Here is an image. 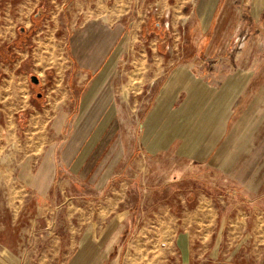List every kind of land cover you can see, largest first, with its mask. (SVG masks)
I'll list each match as a JSON object with an SVG mask.
<instances>
[{
  "label": "crops",
  "instance_id": "crops-1",
  "mask_svg": "<svg viewBox=\"0 0 264 264\" xmlns=\"http://www.w3.org/2000/svg\"><path fill=\"white\" fill-rule=\"evenodd\" d=\"M223 1L152 0L146 3L144 11H139L140 16L132 14L124 19L134 0H46L50 9H45L44 15L37 12L26 28L21 29V36L13 46L0 48V92H4L0 95V107L5 104L27 107L23 119L25 131L28 130L22 144L25 152L22 158L8 164L13 185L22 187L30 195V202L41 205L53 207L84 200L95 204L92 210L77 205L78 210L63 211L64 226L51 229L45 228L51 213L48 208L34 214L26 206L21 212L0 215V220L8 219L0 223V264H20V250L28 231L35 235L22 264H144V261L146 264H162V261L165 264H264V79L256 80L257 70L253 65L246 71L248 80L254 78L246 89L242 83L229 85L228 78L233 79L237 68L223 70L216 65L213 69H203L191 64V70H163L160 44L166 40L157 30L149 35L147 45L153 64L147 70L134 66L129 69L142 70L143 84L157 85L152 121L165 125L163 129L154 126L153 130L159 133V140L164 137L169 141L168 146L165 141L154 149L159 154L171 153L172 139L186 140L193 131L204 133L206 141L177 152L187 162L181 170L173 161L178 159L170 157L166 171L169 181L190 182L185 191L158 200L169 207L166 232L155 227H128V220L136 218L135 211L119 209L122 203L138 201L131 192L132 179L123 174V164L128 165L129 157L137 162L144 158L137 148L130 156L110 146L111 122L124 114L116 100L110 99L109 91L114 83L108 82V76L127 49L129 35L125 26L167 29L192 25L197 31L191 35V42L215 43L218 40H213L214 31ZM31 3L25 6H32ZM240 5L250 6L256 15L264 8V0H242ZM259 27L264 28V21ZM178 37L165 45L164 52L171 53L172 47L180 42ZM46 38L55 41L62 54V60L56 62L62 64L61 74L56 72L51 79L42 78L41 72L34 71L50 67L58 70L55 64L50 65L48 52H40ZM263 42L264 35L258 44ZM214 46L210 48L213 51L218 49ZM33 47L35 51L30 52ZM138 53V56L132 54V59L142 58L143 54L150 56L144 46ZM32 72L39 78L37 83L29 82ZM260 72L264 75V66ZM215 73V83L197 81L200 76ZM16 80L29 83L28 96L23 102L5 98L9 90L14 91L8 85ZM19 113L15 121L21 119ZM1 116L0 108V126ZM105 117V126L87 148ZM72 123L71 131L65 136L67 125ZM173 123L176 127H170ZM195 123L204 126L192 130ZM244 123L251 127L245 147L250 149L244 153L246 161L237 170L238 179L234 178L236 173L233 178L228 175L231 181L235 179L239 183L227 194L222 190L228 186L224 183L228 181L226 178L223 182L204 179L202 174L192 172V166L211 164L221 152L220 139L241 140L240 145L234 144L232 148L236 151L230 150V156L241 154L247 129ZM240 124L241 127L244 124V130L239 132ZM158 160L160 163L161 158ZM143 167L139 172L145 173ZM28 257L32 259L29 262Z\"/></svg>",
  "mask_w": 264,
  "mask_h": 264
},
{
  "label": "rangeland",
  "instance_id": "rangeland-1",
  "mask_svg": "<svg viewBox=\"0 0 264 264\" xmlns=\"http://www.w3.org/2000/svg\"><path fill=\"white\" fill-rule=\"evenodd\" d=\"M151 1L152 0H145L143 3L142 0H134L131 4L130 11L126 13L124 19L132 17V14L136 15V17L140 16L139 11H144L148 2ZM28 2H32V6L29 5L26 7L25 4ZM240 3L242 4V0L223 1L219 14L218 26L216 27V31H214V38L212 37L213 40H218V42L215 43L206 44L204 42L201 44L191 42V35H196L197 31L196 26L192 25H188L187 27H178L174 25L167 29L161 26H158V28L146 25L140 28L130 25L125 26L127 31L126 34L129 35V37H126L125 43L127 49L120 54L115 69L112 71V74L108 76V82L114 83V88L112 91H109L110 99L113 98L116 100L117 105L120 107V110H123L124 114L116 120L114 118L115 122H111L112 127L110 133L112 134H110V138L112 144L110 146L112 147V150L121 151L122 149L123 151L128 152L130 156L132 150L134 151L136 148L144 154V158L141 161L137 162L136 160H131L129 157V163L127 162L128 165L126 166V162L123 164V174H126L133 181L132 184L134 185V188H132L131 192L135 193V196L137 195L138 197L137 203L120 204L119 209H128L131 212L135 211L134 215L136 218L128 220V227L135 226L136 228L145 227L151 229L155 227L157 229H162V231L165 229L163 232L168 230L169 225L167 222L170 215L169 207L167 204H164L166 202H158V200L162 198L165 199L168 195L185 191L190 182L185 179L169 181L166 171L168 170L170 157L172 159H178L173 161L178 164V168L181 170L185 167L187 162L186 158L178 156L177 152H184L186 149L190 150L195 148V146L201 141H206V139L204 140V133L200 134V132L196 133L193 131L191 135L189 134L187 136L186 140L183 138H173L172 148L174 151L171 153L165 151L164 154H159V151L154 149L157 145L163 146V142L165 141V145L168 146L167 143L169 140L168 138L164 140V137L159 140V133H156L155 129L153 130L154 126L163 129L165 125L160 123L156 124V122L153 123L152 121L154 95L156 93L157 85L156 83L143 84L144 79L142 78V70H147L154 61L151 58L150 49L147 47L149 41L148 37L153 31L157 30L162 35V39L166 40L160 44L163 46L160 62V66H162V69L164 68L163 70H191V64L194 68L203 69H213L216 65L223 70L237 68V70H234L237 73L233 76V79L230 77L228 78V81L231 82L229 85L231 86L232 83H242V87L246 86V89L247 83L250 81L252 82L254 79L248 80L249 74L246 72L252 67V65L255 66V69L257 70L256 80L260 81L261 79H264V75L259 74L260 69L264 66V42L258 44L261 37L264 35V32H262L264 28L261 30L259 27L264 21V8L254 15L250 6L246 5L243 7ZM45 9H50V5L46 3V0H0V48L5 46V48L8 49L9 46H13L17 42V38L21 36V29L26 28L29 20L33 19L37 12L44 15ZM187 33L189 34V37ZM186 34L187 37L185 36ZM173 36H179L178 38L180 42L175 44L177 51L175 47H172L171 53L167 51L164 52L165 50L163 49H166L164 48L165 45L174 38ZM135 39L136 43L134 42ZM137 39L142 40V43L137 41ZM238 39H241V41H238ZM45 40L47 42L45 41L43 43L44 48L40 52L46 54L48 52L49 59L51 60L50 65L55 64V67L58 70H55L54 67H50L48 70L34 71L41 72L42 78L47 77V79H51L54 73L58 72L61 74L62 64H56V62L62 60V54L60 46H58L55 41L52 42L51 38H46ZM142 46L148 50L150 56L147 57L143 54L142 58L132 59V54L134 56L139 55L138 51L142 50ZM211 46H218V49L216 48L213 51L210 49ZM35 49L36 48L34 47L31 48L30 52H34ZM6 59H8V57ZM67 63L68 61H66V65ZM133 66L136 68L141 67L142 70H129ZM44 72L46 76L44 75ZM31 75L37 76L35 72H32ZM30 79L29 82H33ZM202 79L206 82H217L216 73L214 75L209 74L200 76L197 81L200 82ZM63 82L65 83L64 80H62V83ZM27 84L29 85L28 82H22L20 80L10 82L8 86H12L14 91L9 90L7 93L8 96L6 95L5 98L10 100L15 98L17 99L16 101L23 102L28 96ZM39 91L41 92V90ZM242 93H246L247 96V92L242 91ZM2 94H4L3 91L0 92V95ZM0 108L2 112V122L0 126V215H8V213L11 215V212H21L26 206H29L32 211L31 213L34 214L40 210L48 208L51 213L49 215V222L45 228L51 229L53 227L64 226V221L66 220L62 218L61 213L65 210L68 212L75 209L78 210L79 207H77V205L81 206L82 209L92 210L95 204L87 200L79 202L68 201L60 205L56 204L57 206L54 205L53 207L44 203L43 207V205L36 202H30V195L26 194L25 190L18 184L17 186L13 185L14 177L12 175V169L8 164L12 163L14 159L18 160L22 158L24 155L25 148L22 146L24 142L23 137L28 133V130L25 131V123L23 122V119L25 118L24 114L27 113V107H24L22 104H5ZM18 112H20L19 117H21V119L15 121L14 119L18 115H16ZM262 113L264 114V107H262ZM106 120L107 117H105L96 133L89 140L87 148L91 146L97 137V134L103 129ZM254 124L255 123H253V125ZM72 125L73 123L67 125L68 130H65V136L71 131ZM174 125L176 127L177 124L173 123L170 127ZM201 125L203 124L195 123L192 130L198 131L200 128L199 126ZM243 126L241 127L240 124V127L238 128L239 132L244 130ZM245 127H247V124H245ZM250 128L251 127L248 126L244 131L240 149L241 154L233 157L230 156V150H235V148H232L234 147V144H236L235 146L240 145L239 141L241 140H233L231 138L220 139L218 147H220L221 152L215 156L213 162L205 166H200V164L194 163L192 166V172L202 174L204 179H218L219 182H223V179L226 178L228 181L224 183L228 186H225L224 188L222 187V190L227 194L232 193L239 183L236 181L238 179L237 170L239 169L240 164H243L246 161V159H244L246 156L245 154L250 149L245 148L246 143L249 141L248 136L251 131ZM45 130H48L47 125L45 126ZM194 133L196 135H194ZM158 156L161 158L160 163L158 162V159H160ZM142 167L144 168L145 173L139 172V169ZM235 173L236 176H234V178H236V180L234 179V181L232 179L231 181L228 175L231 174L233 178ZM52 176L53 172L51 177ZM154 216H156V218H154ZM7 220L8 219L0 220V223L2 221L7 222ZM33 226H35V223ZM43 232L46 233L48 231ZM34 235L35 234L32 233V231H28L25 236V240L20 250V264H22L26 258V253L32 244ZM45 237H48V234ZM30 260L32 259L28 257L27 262ZM144 264H146V261H144ZM162 264L165 263L162 261Z\"/></svg>",
  "mask_w": 264,
  "mask_h": 264
},
{
  "label": "water",
  "instance_id": "water-1",
  "mask_svg": "<svg viewBox=\"0 0 264 264\" xmlns=\"http://www.w3.org/2000/svg\"><path fill=\"white\" fill-rule=\"evenodd\" d=\"M30 78L34 83H37L39 81V78L36 75H31Z\"/></svg>",
  "mask_w": 264,
  "mask_h": 264
}]
</instances>
